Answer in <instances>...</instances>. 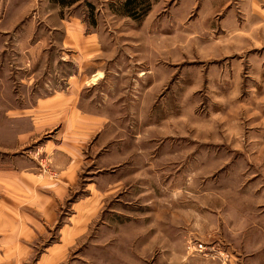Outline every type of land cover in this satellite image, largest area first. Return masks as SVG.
<instances>
[{
    "label": "rangeland",
    "instance_id": "rangeland-1",
    "mask_svg": "<svg viewBox=\"0 0 264 264\" xmlns=\"http://www.w3.org/2000/svg\"><path fill=\"white\" fill-rule=\"evenodd\" d=\"M91 1L94 19L85 5L62 10L50 0H0L18 18L7 45L41 41L34 83L76 72L79 55L64 46L62 20L78 18L86 34L95 33L92 50L80 54L92 67L85 92L94 107L112 111L114 123L106 126L114 144L86 147L80 181L58 204L59 222L32 247L29 264L59 240L94 173H113L116 190L101 198L86 238L59 264H109V257L113 264L123 257L128 264H178L174 249L228 263L230 252L215 247L222 240L211 233L225 225L220 215L264 207V0H228L214 14L212 0H155L142 23L113 14L110 0ZM35 144L25 152L55 177L52 157ZM106 155L116 161L103 171ZM190 241L208 250L190 253Z\"/></svg>",
    "mask_w": 264,
    "mask_h": 264
},
{
    "label": "crops",
    "instance_id": "crops-1",
    "mask_svg": "<svg viewBox=\"0 0 264 264\" xmlns=\"http://www.w3.org/2000/svg\"><path fill=\"white\" fill-rule=\"evenodd\" d=\"M212 2L215 3L213 7L218 8L212 9L211 14L218 12L225 2L226 5L230 3L228 0ZM0 8V264H29L32 247L48 240L59 222L58 204L80 181L86 147L92 145L100 149L115 143L106 127L113 123L112 111L94 107V97L89 98L85 92L84 75L92 67L80 54L92 50L87 44L98 39L95 33L86 34L85 24L81 27L76 23L78 18L62 20L64 46L76 49L80 58H74L76 72L59 79L44 77L34 83L41 71L35 67L38 54L43 53L41 41L30 46L26 45V40L20 43L16 39L7 45L6 39L10 36L6 35H10L18 18L11 7L7 10V5L0 3ZM28 36L33 37V32ZM28 36L26 39L31 38ZM104 79L105 76L101 85ZM96 96L107 104L104 94ZM32 144L41 145L45 155L52 157L55 177L44 172L25 152ZM114 157L104 156L99 161V169L107 171L115 164ZM94 174L97 176L87 184L85 200L72 205V213L59 229V240L43 243L45 247L37 264H59L71 247L86 238L91 224L100 214L101 198L114 192L117 186L116 179H111L113 173ZM247 208L254 210H250L252 215L243 211L235 216L220 215L225 225L219 226L220 232L211 230L213 239L222 240L215 247L230 252L228 263L175 249L170 254L174 262L264 264V207ZM203 218L207 224L213 220L210 214ZM109 259V264H113V258ZM117 261L129 262L124 257Z\"/></svg>",
    "mask_w": 264,
    "mask_h": 264
},
{
    "label": "trees",
    "instance_id": "trees-1",
    "mask_svg": "<svg viewBox=\"0 0 264 264\" xmlns=\"http://www.w3.org/2000/svg\"><path fill=\"white\" fill-rule=\"evenodd\" d=\"M154 1L155 0H110L108 8L113 14L129 17L138 23H142L150 12ZM50 2L60 6L62 10L72 8L76 5H85L88 10V16L94 19L96 5L95 2L91 0H50Z\"/></svg>",
    "mask_w": 264,
    "mask_h": 264
},
{
    "label": "built area",
    "instance_id": "built-area-1",
    "mask_svg": "<svg viewBox=\"0 0 264 264\" xmlns=\"http://www.w3.org/2000/svg\"><path fill=\"white\" fill-rule=\"evenodd\" d=\"M40 152L41 151H39V152L36 151V155H39ZM40 164H41L42 167H45V165H46V164L44 165L42 162H40ZM187 248H188L190 253H204V252H206L208 250L207 245L204 244L203 242H199V241H196V242L190 241L188 243ZM223 256H224L223 260H225L227 257H229V256H227L225 254H223Z\"/></svg>",
    "mask_w": 264,
    "mask_h": 264
}]
</instances>
